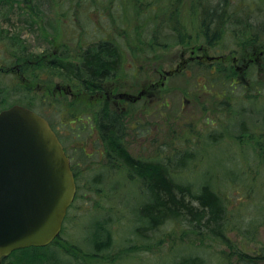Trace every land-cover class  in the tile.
<instances>
[{
	"label": "rangeland",
	"instance_id": "obj_1",
	"mask_svg": "<svg viewBox=\"0 0 264 264\" xmlns=\"http://www.w3.org/2000/svg\"><path fill=\"white\" fill-rule=\"evenodd\" d=\"M150 1L151 8L137 0H0L4 68L15 63L14 57L33 60L35 55L77 64L81 52L102 39L116 40L122 47V63L101 82L102 99L90 104L78 101L83 91L74 80L73 100L53 93L65 80L46 70V64L39 84L25 85L12 74L0 73V110L18 104L45 116L63 134L79 174L76 200L58 240L35 260L16 261L12 256L0 264H167L170 232L177 227L167 222L155 230L145 229L138 213L148 200L144 178L112 149L104 150L97 132L107 95L137 96L143 89L146 93L135 103L108 101V107L121 114L122 148L136 162L163 166L174 180L190 184L193 190L208 182L224 206L231 244L205 236L194 253L204 258L203 264H214L219 256L232 259L236 249L254 256L264 246V53L258 55L264 51V34H256L259 40L245 46L234 45L230 37L212 46L192 44L187 36L199 35L194 13L184 16L186 22L182 14L170 21L159 9H167L168 0ZM241 1L247 6L244 15L238 12L226 24L235 30V41H245L237 21L253 33L257 24L264 23V0ZM182 23H187L185 28ZM151 30H160V39L174 37L180 43L152 53L140 49L139 41H147ZM125 38L126 49L121 44ZM193 47L222 58L207 63L190 59ZM217 63L235 74L216 75ZM38 68L30 69L37 73ZM95 95L89 100H96ZM72 118L78 120L76 131L67 129Z\"/></svg>",
	"mask_w": 264,
	"mask_h": 264
},
{
	"label": "trees",
	"instance_id": "obj_2",
	"mask_svg": "<svg viewBox=\"0 0 264 264\" xmlns=\"http://www.w3.org/2000/svg\"><path fill=\"white\" fill-rule=\"evenodd\" d=\"M137 2L142 7L148 6L151 8L152 6L150 0L147 4L140 0H137ZM231 2H233V0H217L214 4H212L211 0H168L167 3H169V6L167 9L162 7L159 9H162L166 15L165 18H168L170 21H172L173 17L182 14L183 22H186L184 16L188 17L190 14L194 13L195 23L197 25L196 28L199 35L197 39H190V37L187 36V40H191L192 44L201 43L212 46L214 43L223 39V37L232 38L234 41L233 44L236 46L238 44L245 46L246 44L255 43L259 40L257 36L259 34H264V23L262 25L257 24L256 33H253L244 22L241 23V21H237L236 24L241 27L240 36L245 41H235L233 35L235 30L226 26V24L229 20L233 21L238 12L244 15L247 6L241 4V0L236 4ZM251 8L253 9L256 7L254 6ZM156 17L157 16H155V18ZM160 19L162 20L161 17ZM182 24L183 28L187 25V23ZM136 29L138 30V28L132 30ZM159 32L160 30H151L149 32L150 36L146 38L147 41L145 42H141L139 38H135L138 39L141 45L140 49L148 48L149 52L152 53L153 50L160 48L167 49L174 44L180 43L178 39L174 37L171 39L167 37L160 39L158 36ZM124 33H126V30H124ZM256 34L258 35L255 36ZM126 42H128V38L121 41L124 49L127 48ZM93 48L94 50H92ZM197 48L198 47H193L191 50H196ZM224 49L229 50V47L224 46ZM121 50L122 47L117 44L116 40L109 41L102 39L94 44V46L88 47L86 50L82 51L80 61L77 64L51 58V60L48 61L42 60L41 67L43 64H46L49 66L46 70L50 69L49 71H54L55 74L58 73L57 76L63 78L65 83L69 80H74V84L83 91L79 93L78 101L90 104L99 102L98 98L96 101L93 97L97 92L100 93L101 82L106 77H112V73L117 70L122 63ZM202 54L203 56L207 55L205 48H202ZM223 59L225 60V58ZM199 62L207 63L206 61ZM154 65H158V63ZM220 66V63L215 65V68H217L215 69L216 75L225 72L223 75L224 78H230L232 77L231 74H235V72L229 68L222 70L223 68L221 69ZM209 68L207 72L209 75H212L214 71L209 70ZM51 72H49V74L52 76ZM211 80L213 81V77H211ZM89 96H93L91 100H89ZM102 110L106 117L102 119L104 121L101 123V128L106 131L104 132L105 135L101 137L105 145H107L108 151L112 149V153H114L118 159L121 158L130 170H137V174L139 173L144 178L143 183L148 200L143 204L142 208L138 210L140 215H138L139 221L144 222L145 229L147 230H155L167 222L177 227V230H172L170 232L171 242L167 264H203L205 261L204 258L194 253L193 249L200 246L199 242H201L205 236H212L224 243L231 244V238L227 235L224 227L226 225L224 224L225 210L221 197L212 190L208 182L205 181L198 186L197 190H193L190 184L180 183L174 180L172 176L166 172V168H163V166H160L156 162H154L152 167L146 166V164L150 162H136V159L122 148V134L117 132V129H120L118 126L120 120L116 116L118 115L117 112L108 107L107 100L104 102ZM261 116L264 122V115ZM243 126L244 125L241 127ZM55 240L53 242H55ZM47 248L48 247L20 249L11 253L9 257L15 256L14 258L16 261H21L23 257L35 260L40 257L39 252ZM97 252H100V250ZM231 256L233 257L232 259L219 256L214 264H264V246L260 249L259 253L254 256L248 255L237 249Z\"/></svg>",
	"mask_w": 264,
	"mask_h": 264
},
{
	"label": "water",
	"instance_id": "obj_3",
	"mask_svg": "<svg viewBox=\"0 0 264 264\" xmlns=\"http://www.w3.org/2000/svg\"><path fill=\"white\" fill-rule=\"evenodd\" d=\"M74 195L69 160L47 121L19 105L1 110L0 259L49 245Z\"/></svg>",
	"mask_w": 264,
	"mask_h": 264
},
{
	"label": "flooded vegetation",
	"instance_id": "obj_4",
	"mask_svg": "<svg viewBox=\"0 0 264 264\" xmlns=\"http://www.w3.org/2000/svg\"><path fill=\"white\" fill-rule=\"evenodd\" d=\"M17 57H20V58H17ZM17 57H14V59H13V62H15V63H12L13 65L11 64V66L9 65V67H7V68L2 67L4 65L0 61V73L2 71H5L8 74H12L17 78V80H19L20 82H22L25 85L33 84V83H35V81H38V83H36V84H39V82H42L43 78L40 75V74H42L41 61L42 60H45V61L50 60L48 58V56L43 57V55H35L33 60L25 59V56H17ZM31 67L34 68V70L39 67L38 69H40V71L39 72L37 71V73H36V71L32 72V70L30 69ZM72 82H73V80H70L69 82L62 83L61 85H56L53 93L62 94L64 96H67L70 100H73L75 98V93H74V89L72 86L73 85ZM42 89H43V87H42ZM43 90L47 92L46 89H43ZM144 91L146 92V90L143 89V95L145 94ZM48 93H50V92L48 91ZM133 96L134 95H132L130 93L118 92L117 95H113V96L107 95L106 100L107 101H110V100L123 101L126 104H131V103H135L139 100V99L138 100L133 99ZM142 97L143 96H141L140 98H142ZM97 98L99 100L102 99L101 93L97 94ZM36 113L41 115L43 118H45L47 120L50 127L55 132L59 141L61 142V144L65 150V153L70 160V166H71L73 173H74V180L76 183V191H77L78 190L77 186H78L79 174L77 173L76 167H78V164L74 163L72 161V158L69 156V153H68L69 148H68L67 144H65V141L63 139V134H61L45 116H43L42 114H40L38 112H36ZM65 113H67V114H65ZM65 113L60 112L58 115H76L75 113H70V112H65ZM94 114H96V113H94ZM99 114H100L99 115L100 123L98 125L99 130H98V128L95 130L96 131L98 130L97 132L99 134H101V136H102V135H105L104 132L106 130L101 128V121H102L103 117H106V115H104L103 113H99ZM117 114L118 115H116V116L118 117L119 120H121V114L119 112H117ZM77 115H79V114H77ZM91 115H93V114H91ZM74 121L78 122V120L76 118H72L71 120H68L67 129L69 128V130H71V131H74V130L76 131V124L74 123ZM72 123H74V124L72 125ZM118 124H119L118 126L120 127V129H117V132L120 133V131H121L120 122ZM72 140H74V138H72ZM103 149L107 150V145H104ZM75 200H76V196L73 200L72 205L74 204Z\"/></svg>",
	"mask_w": 264,
	"mask_h": 264
}]
</instances>
